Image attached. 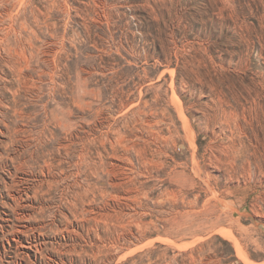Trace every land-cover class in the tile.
<instances>
[{"label":"rangeland","instance_id":"1","mask_svg":"<svg viewBox=\"0 0 264 264\" xmlns=\"http://www.w3.org/2000/svg\"><path fill=\"white\" fill-rule=\"evenodd\" d=\"M0 264H264V0H0Z\"/></svg>","mask_w":264,"mask_h":264}]
</instances>
